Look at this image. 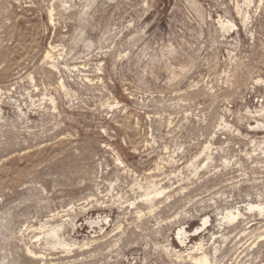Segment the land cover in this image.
Instances as JSON below:
<instances>
[{
	"label": "rangeland",
	"instance_id": "374dc122",
	"mask_svg": "<svg viewBox=\"0 0 264 264\" xmlns=\"http://www.w3.org/2000/svg\"><path fill=\"white\" fill-rule=\"evenodd\" d=\"M203 252L264 264V0H0V264Z\"/></svg>",
	"mask_w": 264,
	"mask_h": 264
},
{
	"label": "bare ground",
	"instance_id": "6f19581e",
	"mask_svg": "<svg viewBox=\"0 0 264 264\" xmlns=\"http://www.w3.org/2000/svg\"><path fill=\"white\" fill-rule=\"evenodd\" d=\"M52 50H53V48H50V50L46 52L45 57L50 58V53H51ZM159 194H161V192H156L155 195H159ZM145 197H148V194L145 195ZM248 209H249V210H251V209L262 210L263 207H261V206H259V205H256V206L249 205V206H248ZM238 216H240V214H239L238 212H237V214L235 215V213H232V212L228 211V212H226V213L224 214V216H223L221 219H222V220L231 219L232 221H234V220H236V218H237ZM204 223H206V221H205ZM91 224L96 225L97 223H96V221H95V222H92ZM91 224H90V225H91ZM49 235L52 236V237H54V236H55V232L52 230V231L50 232ZM185 237H186V232H185L183 229H180V230L178 231V234H177V239L179 240L180 244H183V243H184V239H185ZM179 242H178V243H179ZM198 248H199L200 250H202V246H201V244L197 245L196 250H198ZM191 260H192L193 264H210V262H209V258H208V256H207L204 252H203V253H200V255H199L198 257H191Z\"/></svg>",
	"mask_w": 264,
	"mask_h": 264
}]
</instances>
